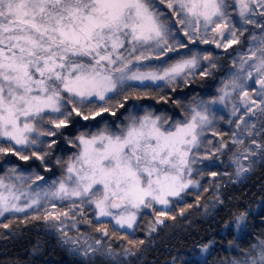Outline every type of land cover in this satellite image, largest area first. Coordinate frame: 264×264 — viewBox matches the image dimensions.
<instances>
[{"label": "snow or ice", "instance_id": "6c2138e0", "mask_svg": "<svg viewBox=\"0 0 264 264\" xmlns=\"http://www.w3.org/2000/svg\"><path fill=\"white\" fill-rule=\"evenodd\" d=\"M209 45L236 52L226 70ZM218 70L215 94L173 98ZM13 156L42 168L6 163L0 217L43 221L78 264H129L139 218L152 213L149 236L184 218L201 206L190 189L211 187L205 214L224 207L222 188L264 162V0H0V158ZM224 157L230 171H206ZM168 264H264V215L229 209Z\"/></svg>", "mask_w": 264, "mask_h": 264}, {"label": "trees", "instance_id": "16d2710c", "mask_svg": "<svg viewBox=\"0 0 264 264\" xmlns=\"http://www.w3.org/2000/svg\"><path fill=\"white\" fill-rule=\"evenodd\" d=\"M235 49V46H233ZM236 54L235 51H216L214 55L218 57V62L226 66L230 62V57ZM223 71L213 73L209 78H200L183 89H177L173 93V98L179 96H191L193 91L201 94H215L214 89L218 86L219 76L223 75ZM161 94H166L162 92ZM152 107L160 111H167L170 114L177 115L178 108L169 101L146 100ZM222 131H227L228 127L222 125ZM57 145L54 154L50 157L53 165L51 172L60 173L55 165L56 157L61 155V149L64 145L57 139ZM70 147V146H68ZM225 163L219 164L218 167L211 168V171H230L227 167V157L223 158ZM18 163L20 166L35 165L37 170H41V164L38 160L20 161L16 157L0 158V168L7 161ZM27 164V165H26ZM46 171V170H44ZM202 184L209 185V178H204ZM201 195V206L197 207L193 203L194 197ZM212 195L211 187L209 192L204 193L190 189L185 197V203H193V207L187 210L184 218L177 215L175 220H167L163 226H160L150 236L145 232L144 220L151 218L144 215L140 218L141 223L136 226L135 235L129 236L133 239L143 240L136 254L130 257L129 264H168L169 259L173 255L180 252L186 253L190 248L198 244L202 239L211 233L219 230V226L224 219L228 218L229 209L236 207H245L252 204L257 212L264 215L260 209H256L255 205L259 203L261 197H264V162H257L253 171L239 182L227 183L222 188V195L225 197L224 207L217 205L213 211L205 214L203 204L207 203L208 197ZM229 198L231 202L229 203ZM182 207V204H178ZM91 215V214H90ZM257 219V217H253ZM11 221L10 227L5 229L3 223ZM96 220H93L95 225ZM110 230L111 226L109 225ZM91 233V229L85 227L83 229ZM118 246V245H114ZM35 249V250H33ZM214 257H209V261ZM79 258L74 256L64 246L61 245L55 234L47 231L43 221L33 220L29 218L24 222L23 216L12 218L5 216L0 219V264H78Z\"/></svg>", "mask_w": 264, "mask_h": 264}, {"label": "rangeland", "instance_id": "374dc122", "mask_svg": "<svg viewBox=\"0 0 264 264\" xmlns=\"http://www.w3.org/2000/svg\"><path fill=\"white\" fill-rule=\"evenodd\" d=\"M242 47H246V44L245 45H243ZM203 50H206V51H213L214 53L216 52V51H222V53L224 52V51H227V50H223V49H216L215 48V46L214 45H209V46H207V47H205V48H203ZM222 125H223V123L221 124V127H222ZM229 131V128H228V130L226 131V132H228ZM32 160H35V159H30V161H32ZM6 163H14V162H12V160H11V162L10 161H7V162H5L4 164H2V166H1V168H0V174H2L3 172H4V170H5V167H6ZM218 164H219V162H217ZM27 165V164H26ZM28 167H24V168H22L23 166H20L21 167V169H23L24 171H31L32 169H36L37 170V167H34L35 165H33V166H31L30 164L29 165H27ZM41 168H42V166H41ZM38 171H39V169H38ZM206 171H211V168H209V169H206ZM43 174H44V176L46 177V179L47 178H50V174H52V175H59L60 173H56V172H51V169H49V170H46V171H43ZM204 178H201V181L203 180ZM193 190V189H192ZM89 214H91V213H89ZM144 215H149V216H151L152 215V213L150 212V211H147V212H145L144 214H143V216ZM142 217V216H141ZM140 217V218H141ZM1 218H3V217H0V219ZM139 218V219H140ZM109 225L111 226V224L109 223ZM137 226V225H136ZM46 228H47V231L49 232V233H52V234H55L51 229H49L47 226H46ZM84 231V230H83ZM86 232V231H85ZM56 235V234H55ZM56 237L58 238V236L56 235ZM59 240V239H58ZM60 242V241H59ZM61 243V242H60ZM62 246H64L63 244H61ZM65 247V246H64ZM68 251H69V249L67 248V247H65Z\"/></svg>", "mask_w": 264, "mask_h": 264}]
</instances>
